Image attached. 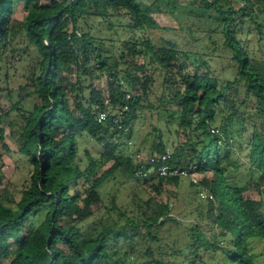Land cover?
Wrapping results in <instances>:
<instances>
[{
    "label": "trees",
    "instance_id": "1",
    "mask_svg": "<svg viewBox=\"0 0 264 264\" xmlns=\"http://www.w3.org/2000/svg\"><path fill=\"white\" fill-rule=\"evenodd\" d=\"M179 1L0 0V45L40 55L27 93L35 96L33 106L12 105L20 118L13 123L19 152L31 169L19 198L7 189L0 193V264H264V0H240L238 8L233 0H191L183 14L192 22L172 26L220 32L228 54L222 68L233 71L227 80L215 75L213 58L202 57L188 70L178 64L176 42L160 45L145 35L159 27L156 17L165 9L179 11ZM20 4L25 19L15 17ZM127 16L132 23H120L128 36L116 54L89 20ZM246 24L263 44L239 38ZM157 74L164 77L158 108L170 111L184 137L171 163L197 166L199 182L190 186L198 196L183 205L159 202L157 209L134 215L114 200L111 207L104 202L101 189L116 172L158 192L181 180L136 178L134 155L146 144L142 140L137 151L122 146L147 111ZM105 76L107 97L96 86ZM236 134L246 139V181L236 176L242 170L231 150ZM84 139L103 147L99 159L86 152ZM166 149L159 137L148 153ZM250 188L259 198L246 194ZM205 190L208 196L201 198ZM186 203L191 212L185 216L198 220L179 241L177 231L186 222L172 211ZM102 209L106 214L96 219Z\"/></svg>",
    "mask_w": 264,
    "mask_h": 264
},
{
    "label": "rangeland",
    "instance_id": "2",
    "mask_svg": "<svg viewBox=\"0 0 264 264\" xmlns=\"http://www.w3.org/2000/svg\"><path fill=\"white\" fill-rule=\"evenodd\" d=\"M151 2L152 0H148ZM191 0H180L182 4L179 11L171 12L166 10L157 15L156 19L159 23V27L149 28L146 30L145 35L151 36L157 44L163 45L165 41L171 40L176 42L180 50V56L178 64L186 67L188 70H194L198 65L202 57L208 59L213 58L212 68L215 75L223 80L232 78V69L224 67L226 60L228 61L227 52L223 48V35L220 32L208 33L202 30H198V26H194V30L188 28L174 29L172 26L181 23L183 26H188L192 22V18L185 12L186 5ZM232 4L235 8L241 6L240 0H233ZM27 9L24 4L17 5L15 17L18 19H25L27 16ZM126 21V22H125ZM119 20L117 17H113L111 20H102L98 18H91L89 20L90 27H96L100 30V34L106 37L107 47L111 48L112 44L115 45L114 51L116 54L120 53L119 47L121 42L128 36L124 27L120 23H132V19L127 16L126 20ZM112 25L114 30L109 31L108 28ZM249 24H246L242 30L239 31L238 36L242 41H253L255 45L263 44L259 41L257 36L249 35L247 33ZM117 30V33L114 32ZM113 39L111 41L110 39ZM0 193L7 189L8 193H12L15 198H19L22 189L28 179L30 171V163L26 156L19 152L17 129L13 126V123H20L19 112L12 109V105L15 102L21 101V105L27 108H31L35 102V96H28V92L33 91L32 75L34 69L37 67V62L40 59L39 52L36 49L23 48L22 51H11V47L4 50V46L0 45ZM227 57V58H226ZM143 61V58H140ZM156 80L153 85L152 93L149 96L146 104L147 111L140 114V116L134 121L132 129L122 139V146L125 148L129 145L132 146L133 151H137L140 147V143L144 140L146 148H142L145 153L149 152V146L152 141L159 140V137L166 141L167 147L175 151V148L179 146L183 135L177 133L178 123L170 120L169 110H159L160 104L159 97L162 94L164 84V77L161 74L155 76ZM98 86L104 95L108 96L107 77H103L101 80L96 81ZM138 91H140L138 87ZM149 101V102H148ZM151 105V106H150ZM10 110V116L7 117L5 113ZM3 129V131H1ZM157 129V130H155ZM246 136V135H245ZM232 141L231 150L233 159L242 165V170L236 173V176L242 177L245 181L248 179L246 168L247 162V150L245 145V137H239L237 134ZM86 152L93 157L99 159L100 154L103 152V147L96 143L94 140H85L84 144ZM84 151L82 157L84 166L88 164V157ZM103 169H106L112 165V161L103 164ZM199 174V173H198ZM156 183V182H155ZM191 181L188 179L180 180V183H174L172 181L160 189L158 192L152 186V184H139L136 180H131L122 176L116 172L108 181L105 182L101 191L103 194L104 202L108 207L112 206V201L118 205L119 209L123 211H129V214L138 215L140 209L150 208L151 210L157 209L159 202H168L170 205H181L192 196L193 200L197 198V194H192L193 189L190 186ZM250 184V183H249ZM156 185V184H155ZM249 196L259 198V194L254 188H250V191L246 193ZM208 192L205 190L200 195L201 198H206ZM191 198V200H192ZM192 200V201H193ZM195 200L194 202H196ZM182 203V205H183ZM140 205V206H138ZM194 207V206H193ZM183 210V211H182ZM179 212L172 211V215L180 220H185V224L181 225L177 231L179 241L186 235L189 230L188 227L192 223H196L198 220L196 215L192 217H186L190 214L191 205L184 204V207H179ZM107 210L102 209L98 214V219L102 214H106ZM117 216V215H115ZM96 219L91 220V224ZM209 230L212 228L211 223H203ZM209 226V227H208ZM216 228V226H214ZM173 230V229H172ZM174 232V231H173ZM175 233V232H174ZM176 234H173L174 237ZM170 242V240H167ZM180 242L174 246L175 249L180 247ZM185 255H190L189 251H185ZM136 264L139 263L137 260ZM211 264H214L210 262Z\"/></svg>",
    "mask_w": 264,
    "mask_h": 264
},
{
    "label": "built area",
    "instance_id": "3",
    "mask_svg": "<svg viewBox=\"0 0 264 264\" xmlns=\"http://www.w3.org/2000/svg\"><path fill=\"white\" fill-rule=\"evenodd\" d=\"M174 152L175 151L169 147H167L164 152H153L150 154L137 151L134 155L135 177L142 179L179 177L182 179H188L194 183L199 182V172L197 171V166L194 163H171Z\"/></svg>",
    "mask_w": 264,
    "mask_h": 264
},
{
    "label": "water",
    "instance_id": "4",
    "mask_svg": "<svg viewBox=\"0 0 264 264\" xmlns=\"http://www.w3.org/2000/svg\"><path fill=\"white\" fill-rule=\"evenodd\" d=\"M69 2L71 3V2H72V0H69Z\"/></svg>",
    "mask_w": 264,
    "mask_h": 264
}]
</instances>
